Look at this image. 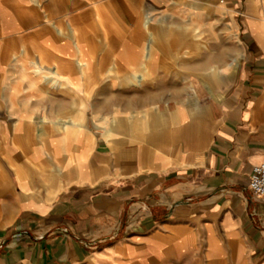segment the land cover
<instances>
[{"label": "crops", "instance_id": "0c3cea01", "mask_svg": "<svg viewBox=\"0 0 264 264\" xmlns=\"http://www.w3.org/2000/svg\"><path fill=\"white\" fill-rule=\"evenodd\" d=\"M264 0H0V264H264Z\"/></svg>", "mask_w": 264, "mask_h": 264}, {"label": "built area", "instance_id": "2783aa9c", "mask_svg": "<svg viewBox=\"0 0 264 264\" xmlns=\"http://www.w3.org/2000/svg\"><path fill=\"white\" fill-rule=\"evenodd\" d=\"M247 188L252 196L264 199V161L251 167Z\"/></svg>", "mask_w": 264, "mask_h": 264}]
</instances>
